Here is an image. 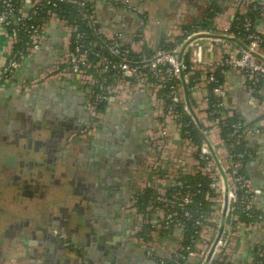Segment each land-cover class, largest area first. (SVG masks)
Here are the masks:
<instances>
[{
  "label": "crops",
  "instance_id": "0c3cea01",
  "mask_svg": "<svg viewBox=\"0 0 264 264\" xmlns=\"http://www.w3.org/2000/svg\"><path fill=\"white\" fill-rule=\"evenodd\" d=\"M129 1L145 12L146 27L141 35L137 34L141 18L128 9L125 2ZM257 1L264 8V0ZM87 2L94 8L100 24L118 33L125 45L134 51L152 52L178 41L183 25L197 21L207 6L205 0ZM234 2L216 0L220 11L211 21L215 35H222L224 28L230 25L236 12ZM255 27L264 31V14ZM61 41V33L51 26L39 52L20 62L15 82L35 76L57 60ZM7 45V36L0 28V67L6 60ZM223 49L222 44L205 36L199 58L207 61L223 53ZM187 58H193L191 50L187 52ZM203 75V69L198 66L193 74L181 81L182 89L183 84L192 83L190 88L187 87L189 107L185 97L184 105L197 127L207 131L212 158L219 166L226 147L222 145L221 130L215 126V117L208 110L209 89L199 81ZM224 78L228 102L238 109L248 128L260 129L245 139L252 152L245 172L252 187L260 191L259 205L264 213V92L257 95V106L249 102L239 73L229 71ZM126 96L121 101L123 104L114 102L105 106L93 135L70 141L71 134L88 120L85 88L69 80H52L19 93L13 84L2 83L0 132L4 133L6 127L31 130L43 115L50 116L49 121L55 122L50 129H43L45 132L36 133V130L28 138L20 137L19 145L26 146L29 142L30 148L16 156L12 163H5L0 156L6 179L23 175L28 168L27 172L31 174L28 179L39 182L43 178L52 182L48 194L50 202L43 206L44 210L40 202L31 203L29 228L0 227V264H80L82 258L90 264H154L137 243L139 237L148 238V235L141 234L145 224H139L129 212L131 202L136 206L133 196L145 189L155 195L169 192L166 174L182 170L183 176L191 175L198 155L193 148H188L174 124L167 125L169 143L166 151L159 150L151 139L158 129L156 120L161 119L154 117L150 100L145 94L129 93ZM34 146L38 151L31 155ZM219 172L216 182L220 191L212 192L214 201L210 202V210L213 215L203 238L213 239L215 228L222 230L229 223L233 224V264H252L256 247L264 244V225L254 228L240 217L237 221L230 219L225 212L226 196L222 191L226 178L221 170ZM147 207L145 210L149 213L138 211L151 215ZM138 225L141 231L132 234ZM156 242V253L167 257L180 243L179 231H165L157 235ZM215 261L217 257L213 263ZM184 264H201V259L192 257Z\"/></svg>",
  "mask_w": 264,
  "mask_h": 264
},
{
  "label": "built area",
  "instance_id": "2783aa9c",
  "mask_svg": "<svg viewBox=\"0 0 264 264\" xmlns=\"http://www.w3.org/2000/svg\"><path fill=\"white\" fill-rule=\"evenodd\" d=\"M205 2L208 5L209 0ZM234 3L239 14H245L250 5H260L257 0H235ZM125 4L129 10L140 16L141 30H138L137 34H143L146 27L144 10L131 4V1ZM70 13L74 15L72 20ZM51 26H55L61 33L59 58L35 76L15 82L20 60L39 52ZM0 28L5 32L8 41L6 60L0 67V86L7 82L22 93L52 80H69L85 88L88 121L81 129L71 134L70 141L75 138L85 139L96 132L103 113L97 108L98 104H123V96L129 93L145 94L154 107V117L161 119L156 120L158 129L151 139L154 144L157 143L158 149L166 151L169 143L167 125L174 124L176 132L182 136L188 148L197 152L191 175L200 174L209 180V189L202 193L203 200L214 201L212 192L220 191L216 178L221 170L226 178L225 186H222L226 196L225 212L229 214L230 219L237 221L238 212H243L248 217H254L256 211L263 212L259 205L260 191L252 187L245 172L244 161L245 158L251 157V153L232 152L222 140L226 151L218 166L212 158L207 131L199 129L198 143L188 130L183 129L186 124L182 120L183 112L188 115L190 112L184 105L181 81L193 74L198 66L204 71L199 81L207 88L217 82L215 71L218 68H221L224 75L229 71L239 73L249 102L259 106L257 95L264 92V31L258 30L250 19L245 18L235 33L228 32L229 26L224 28L222 35H215L213 29L187 31L182 28L178 41L171 43L169 47L159 48L150 55L142 49L132 50L124 44L118 33L103 27L87 0H0ZM23 35L25 40H22ZM205 36H210L214 42L222 44L224 49L223 53L202 61L199 56ZM20 41H23L22 47L15 50V45ZM190 50L193 53L192 59L187 58V52ZM94 88H97L96 92ZM212 92L220 97L215 111L218 116L214 119L215 126L220 129V121L230 116L235 107L228 102L224 82L212 87ZM222 109L225 111H221ZM191 120L195 123L192 117ZM241 127L240 123L233 125L237 140H245L248 135L260 132L259 128ZM182 174V170L166 174L167 184L172 191L155 195V206L147 207V210H151V215H143L134 202H131L130 214L137 218L139 224L149 227L148 238L139 237L137 243L155 264H184L192 257L201 259V264H213L215 257L223 264H233V224L229 223L222 230L215 228L213 239L203 238L204 230L213 215L211 210L203 211L194 220L198 229L194 230L193 234L197 236L191 239V244H182L185 227L182 219L192 216L188 207L193 203L195 194H201V190H194ZM257 217L258 220L249 221L247 225L254 228L263 226L262 214ZM140 228L138 225L131 233L141 231ZM170 229L179 231L180 243L172 254L161 257L156 253V237ZM255 254L256 259L254 257L252 263L264 264V244L256 247ZM80 264L90 263L82 258Z\"/></svg>",
  "mask_w": 264,
  "mask_h": 264
},
{
  "label": "trees",
  "instance_id": "16d2710c",
  "mask_svg": "<svg viewBox=\"0 0 264 264\" xmlns=\"http://www.w3.org/2000/svg\"><path fill=\"white\" fill-rule=\"evenodd\" d=\"M67 9H69V8L67 7ZM219 11H220V8L216 5V0H209V3L206 6V8L204 9V12L201 15V17L197 21H195L191 24H184L183 29H185L187 31H192V30H196V29H211L212 30L211 22L208 21L207 19H210V20L213 19L214 16L219 13ZM263 14H264V8L258 4L250 5L249 8H247V12L245 14H239L238 10L236 9V12L234 13L233 19L230 22L228 32L229 33L237 32L240 28V23L245 18L250 19L252 24L255 25L256 22L261 18V16ZM69 17L72 20L73 18H71V17H74V15L72 13H70ZM82 30H86V29L82 28ZM22 40H25L24 35H23ZM22 45H23V41H20L18 44L15 45V50H19L22 47ZM169 46H171V45L167 44L164 47L166 48ZM144 52L147 55H150L153 53L150 50H144ZM21 61L22 60H20V62ZM215 77L217 79V82L214 83L213 85L209 86V88H208L209 89V95H208L209 108H208V110L211 112L213 117L218 116V114L215 111L217 109L216 104L220 100V97L216 96L212 92V87H215L219 84H222L225 80L224 74L221 72V68H218L215 71ZM191 85H192V83L188 81L187 87L190 88ZM94 91L96 92L97 88H94ZM97 108L101 112H103L104 108H105L104 103L98 104ZM179 110L181 111L180 107H179ZM221 111H225V110L222 109ZM182 120H183V123L186 124L185 128H183V129L188 130L189 133L193 136L194 140L199 143V141H200L199 128L197 127V125L191 120L190 116L184 112H183V119ZM236 123H240L242 126L241 127L242 129L247 127V125L245 124L240 112L236 108L233 109L232 114L230 116H228L224 120L220 121V130H221V134H222L225 145L232 152H250L252 154L250 148L247 145L246 140L241 139V138L237 140V135H236V133L233 132V130H234L233 125ZM249 159L250 158H245V161H244L245 165ZM183 178L194 190L195 189L197 190V188L199 190H201V194L196 193L195 196L193 197V203L188 207L192 216L189 219H185V218L182 219L185 223V227L183 230L182 244L189 245V244H191V239H193L197 236V235L193 234L194 230L198 229V227H195V225H194V220L203 211L210 210V205H211L210 202L204 201L203 195H202L203 192H205L206 190L209 189V180L206 177L201 176L200 174L187 175V176H183ZM197 185H199V187H197ZM171 191H172V189H170L169 192H171ZM133 199L135 200V204L138 207V209L144 213L145 212L149 213V211L145 210L148 205L155 206V204H156L155 194H153V192L149 189H145L143 191L137 192L136 194H134ZM258 214H262V216L264 218V213L261 211H256L254 213V217H248L245 213L238 212V216L240 217V219H242L243 221H246V222L258 220V217H257ZM148 229H149L148 225H145V228H143V230L141 231V234H144V235L147 234L149 231ZM260 246H263V244ZM256 255L257 254H255V259H256ZM213 264H223V263L215 261Z\"/></svg>",
  "mask_w": 264,
  "mask_h": 264
},
{
  "label": "flooded vegetation",
  "instance_id": "af4514ba",
  "mask_svg": "<svg viewBox=\"0 0 264 264\" xmlns=\"http://www.w3.org/2000/svg\"><path fill=\"white\" fill-rule=\"evenodd\" d=\"M49 117L48 115H43L41 120L37 121L38 125L33 126L31 130L6 127L4 133L0 132V156L3 158V161L10 164L17 158L16 156L20 155L22 152H28L30 143L28 142L26 146H20L19 138H28L32 135V131L36 132L37 130L36 133H41L43 129H50V126L53 125L55 121H49ZM45 121L48 123L44 124ZM31 149V155H34L33 151H38L36 146ZM26 164L30 166L31 163L27 162ZM3 167L4 164H0V227L7 225L8 228L12 229L29 228L32 212L31 203L40 202L42 210H44L43 206L48 205L50 202L48 194L52 182H46L43 178H40L41 181L39 182L28 179L31 176V174L27 172L28 168H25V173L23 175H12L10 178L7 177L8 179H6V175L3 173ZM53 183L57 184L56 181ZM35 192H37V195H34Z\"/></svg>",
  "mask_w": 264,
  "mask_h": 264
},
{
  "label": "water",
  "instance_id": "95a60500",
  "mask_svg": "<svg viewBox=\"0 0 264 264\" xmlns=\"http://www.w3.org/2000/svg\"><path fill=\"white\" fill-rule=\"evenodd\" d=\"M183 90H184V97H185V100H186V104L188 105L189 107V99H188V90H187V86L186 84H183ZM191 110V109H190ZM154 261V260H153ZM155 264V262H153Z\"/></svg>",
  "mask_w": 264,
  "mask_h": 264
},
{
  "label": "rangeland",
  "instance_id": "374dc122",
  "mask_svg": "<svg viewBox=\"0 0 264 264\" xmlns=\"http://www.w3.org/2000/svg\"><path fill=\"white\" fill-rule=\"evenodd\" d=\"M88 121V120H87ZM0 237H2L1 235H0Z\"/></svg>",
  "mask_w": 264,
  "mask_h": 264
}]
</instances>
